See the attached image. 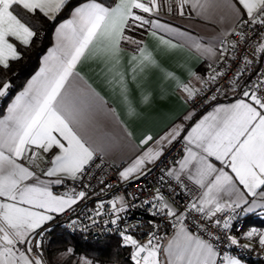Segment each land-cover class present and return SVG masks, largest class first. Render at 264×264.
<instances>
[{"label": "snow or ice", "instance_id": "1", "mask_svg": "<svg viewBox=\"0 0 264 264\" xmlns=\"http://www.w3.org/2000/svg\"><path fill=\"white\" fill-rule=\"evenodd\" d=\"M67 3L68 0H0V68L7 69L10 62L20 60L23 52L18 51V47H30L37 37V31L26 16L39 14L54 21ZM174 3L181 16L188 7L204 19L218 17L241 28L247 27L253 32V39L259 40L254 53L264 56V0H174ZM165 8L171 13L173 0H117L114 6L89 0L72 11L71 19L55 28V46L48 50L39 72L9 104L7 114L0 118V264H47L43 243L45 233L51 229L45 225L55 215L72 210L87 196L85 191L75 188L58 194L53 191V185L82 180L99 154L117 146L101 143L95 136V112L103 109L104 101L83 83L76 71L82 59L95 56L106 65L111 82L118 88L131 115L135 109L129 99L126 73L118 71L124 45H136L129 61L133 79L142 76L155 60L141 46L142 42L126 35V31L148 26L153 36L157 35L156 29L172 32L181 38V43L160 37L163 45L188 47L208 57L217 56L213 40L221 46V57L228 51L224 46L225 38L230 35L227 31L203 44L196 37L149 18L159 15ZM236 35L239 40L231 42L233 50L241 41L247 44L244 32H236ZM248 63L251 61L245 57V64ZM168 75L176 80L173 74ZM193 76L200 83L199 88L177 81L186 100L203 93L210 82H217L224 73L215 72L208 79ZM230 86L233 91L240 87L238 78L233 79ZM10 87V82L0 81V98L8 94ZM216 90L219 92V87ZM242 94V99L216 107L191 127L182 138L185 146L182 158L176 162L179 167L166 173L184 188L183 177H187L202 190L199 197L180 209L157 189L151 200L143 201L154 210L153 216L163 214L171 220L172 234L161 237L151 231L146 242L141 243L127 234L126 229L119 232L123 244L133 249L134 264H243L236 256L217 250L213 241L219 237L210 230L213 226L230 229L236 216L228 215L221 220L217 214L225 210L235 213L242 205L249 204L238 185H242L249 196L264 198V80L255 89L244 86ZM209 99L215 100L216 96ZM107 114L115 119L111 109ZM181 130L174 128L156 141L157 146L165 142L171 144ZM152 139L147 136L141 143L147 144ZM54 149L58 151L49 158ZM160 155V151L149 148L120 171V178L125 181L132 177L139 179L146 165L154 163ZM210 157L220 161L223 167L217 168ZM38 160L49 166L41 168ZM53 177L55 179H50ZM225 196L230 199L225 200ZM108 204L114 217L110 223L116 225L122 219L119 213L128 205L123 197L110 200ZM255 207L264 208V203L256 205L253 201L252 206L242 211L252 212ZM104 208V202H98L94 216H101ZM88 218L96 223L93 216ZM189 219L191 227L186 222ZM153 227L158 229L159 225ZM242 235L249 243L240 245L233 235H226V239L231 245L246 249L255 240L264 248V231L252 228ZM72 254L73 249L67 248L60 258ZM79 264L92 262L82 257Z\"/></svg>", "mask_w": 264, "mask_h": 264}, {"label": "crops", "instance_id": "2", "mask_svg": "<svg viewBox=\"0 0 264 264\" xmlns=\"http://www.w3.org/2000/svg\"><path fill=\"white\" fill-rule=\"evenodd\" d=\"M87 2H89V0L82 1L73 6L69 14L55 24L52 30L51 44L41 54L36 69L29 75L23 85L8 98L0 114V118H3V116L7 114L9 104H11L15 97L23 91L28 81L39 72L43 57L47 55L50 48L55 46V28L61 23L71 19L72 11L76 7ZM116 2L117 0H115L111 6H114ZM142 15L147 16V14ZM149 18L158 19L160 23L166 24L170 28L178 29L180 32L196 37L200 39L203 44H207L222 32H230L235 26L230 21L220 20L218 17L204 19L198 16L194 11H190L188 7L185 8V15L181 16L175 10L174 0L173 11L171 13H168L165 8L159 15ZM151 31L152 30L148 26H145L143 38L141 39V46L145 47L147 51L152 54L155 64L147 69L142 76H137L136 79L132 78L129 61L136 47H131L130 44L124 45L125 51L120 57L118 71L126 73L129 99L135 109L134 114H129L128 105L121 99L118 88L111 82V74L106 70V65L99 59L95 56L86 57L82 59L76 68V71L79 72L82 77L83 83L90 87L101 100L104 101L103 109L95 112V136L101 143H115L117 145L114 148H108V150L105 153H101V155L104 159L113 164L124 162L125 164L120 171L129 167L138 156L149 148L156 149L162 154L165 148L170 144L165 142L161 146H157L156 141L166 136L174 128L179 127L182 129L176 140H180L183 146H185V142L182 138L187 136L191 127L199 122L205 115L212 112L220 105H229L243 98V96L239 95L230 99L216 100L199 113L191 111L188 106V100L184 98L185 94L177 87V81L189 83L190 86L199 88L201 85L194 78L193 74L202 78L205 77L207 64L220 58V51L218 48L219 42L213 40L217 56L208 57L188 47L168 48L160 42V37L166 40H172L173 43H181V38L175 33L165 32L159 29L155 30L157 35L153 36L151 35ZM169 73L173 74L176 80L171 79L168 75ZM145 97H147V100H145ZM108 109H111L115 113V119L107 114ZM127 133H131V136H126ZM147 136H151L153 139L147 144H142L141 141ZM174 141H172V143ZM56 151L58 150L54 149L53 153L49 154V158L51 155H54ZM181 158L182 156L179 160ZM209 159L217 168L223 167L221 162L217 161L214 157H210ZM38 163H40L41 168L49 166L42 160H38ZM151 164L152 163L147 164L144 171ZM173 167L178 168V163H175L170 169ZM37 172L40 174L39 170H37ZM134 178L135 177H132L131 179ZM50 179L55 178L53 177ZM68 181L69 180H67L64 185H53V191L58 194L66 192L65 189ZM238 187L245 193V198L249 201V204L242 205L240 209L252 206L253 201H255L256 205L264 203V198L251 197L247 194L246 190L243 189L242 185H238ZM224 199L228 200L230 197L225 196ZM226 211L230 210H225V212ZM245 214L248 216L258 215L264 217V208L255 207L254 211ZM59 215L61 214L55 215V217ZM258 228L259 231H264V227ZM172 232L173 229L170 230L165 237L170 236ZM161 242L163 243L164 241L162 240ZM251 243V252L264 260V248L259 246L255 240Z\"/></svg>", "mask_w": 264, "mask_h": 264}, {"label": "built area", "instance_id": "3", "mask_svg": "<svg viewBox=\"0 0 264 264\" xmlns=\"http://www.w3.org/2000/svg\"><path fill=\"white\" fill-rule=\"evenodd\" d=\"M233 28L236 31L234 32L232 29L229 32L230 35L225 38L224 46L227 47L228 51L223 57L220 56L219 59L207 64L204 79H208L215 72H223L224 76L218 78L217 82H210L203 93H198L194 99L188 100L189 109L193 112L205 109L216 100L230 99L239 95L243 96L242 88L244 86L255 89L256 85L261 80H264V56L254 53V48L259 43V40L253 39L254 34L247 27L241 28L235 25ZM239 31L246 34L247 44L241 41L236 49L233 50L231 42L239 40V37L236 35V32ZM220 47V44H218L219 51ZM245 57L251 63L245 64ZM210 65L211 67H209ZM237 78L240 87H237L233 91L230 82ZM218 87L220 89L219 92L216 90ZM213 95L216 96V99L210 100L209 98ZM183 151V143L180 140L174 141L139 176V179L134 178L127 181L121 179L119 176L120 169L125 164L124 162L113 164L99 154L82 180L68 181L66 191L75 188L76 191H85L87 196L83 200L78 201L72 210L59 215L61 224L65 230L71 233H83L93 237L104 235L115 236L122 244L123 241L119 232L125 229L127 230V234L132 235L141 243L146 242L148 238L147 234L151 231H156L159 236L165 237L173 229L171 220L163 214L153 216L152 212L154 210L151 209L150 205L143 204V201L151 200L157 189H160V192L169 203L180 209H183L185 205L198 198L201 189L191 181H188L187 177H183L184 184L186 185V188H184L180 187L174 178L166 175L170 167L182 156ZM117 197H123L128 207L124 212L119 213L122 219L116 225H112L110 221L114 217L108 201L114 200ZM101 201L105 204V208L102 210L103 214L95 217L93 210L97 207L98 202ZM228 215L236 216V219L232 221L230 229L223 230L214 226L210 228L214 235L219 237V239L213 241L216 244L217 250L221 254L227 252L230 255L236 256L243 261V264H260L256 260L258 256L253 254L250 248L246 249L237 245H231L226 239V235L236 236L240 245H243L249 243V241L242 234L252 228L259 231V228L244 223L243 217L246 214L242 209H237L235 213H232L230 210L217 214L221 220ZM89 216H93L96 220L95 224L88 218ZM73 221L76 223L73 224ZM150 221L151 224H149ZM186 222L191 227L190 219ZM154 225H159V228H154ZM128 247L132 254L133 249L130 246Z\"/></svg>", "mask_w": 264, "mask_h": 264}, {"label": "trees", "instance_id": "4", "mask_svg": "<svg viewBox=\"0 0 264 264\" xmlns=\"http://www.w3.org/2000/svg\"><path fill=\"white\" fill-rule=\"evenodd\" d=\"M82 1L85 0H68V3L54 21L47 20L39 14L35 17L26 16V19L34 27L38 35L34 38L30 47H18V51L23 52L20 60L10 62V67L7 69L0 68V81L6 80L11 84L8 94L0 98V114L8 98L23 85L29 75L36 69L41 54L51 44L52 30L55 24L65 18L73 6ZM98 1L106 6H111L115 2V0ZM144 30L145 27L128 30L125 34L132 36L135 40L141 41ZM130 46L136 47V45L132 44ZM243 221L245 224L264 227V217L258 215H245ZM45 227L51 229L50 232L45 233L43 243V254L47 264H79L82 257L90 260L92 264H134L129 247L122 244L115 236L104 235L93 237L83 233L68 232L61 224L59 216L46 224ZM67 248H72L73 254L61 259V253ZM256 260L258 263L264 264V260L261 258L257 257Z\"/></svg>", "mask_w": 264, "mask_h": 264}]
</instances>
